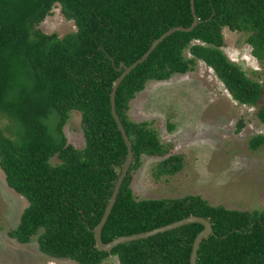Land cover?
Returning <instances> with one entry per match:
<instances>
[{
	"label": "trees",
	"instance_id": "1",
	"mask_svg": "<svg viewBox=\"0 0 264 264\" xmlns=\"http://www.w3.org/2000/svg\"><path fill=\"white\" fill-rule=\"evenodd\" d=\"M57 4L77 26L63 37L39 27ZM195 7L199 24L165 38L117 90L116 108L134 160L102 238L109 242L195 214L209 218L214 228L201 243L198 264H264V210L213 205L198 194L139 199L132 187L143 155L170 151L150 122L129 114L149 80L194 70L201 59L235 100L256 105L262 97V84L224 52L223 30L246 33L253 54L264 60V0H195ZM193 21L191 0H0V112L12 120L8 129L0 125V166L8 185L29 202L11 237L28 243L38 235L43 253L79 264H101L110 255L121 264H190L202 223L119 244L111 252L98 250L93 228L127 157L111 111L118 67L140 58L171 27ZM73 110L82 116V148L64 131ZM257 116L264 123V104ZM263 144L264 135L249 141L253 150ZM54 157L59 161L53 163ZM183 164L182 155H170L155 174H175Z\"/></svg>",
	"mask_w": 264,
	"mask_h": 264
},
{
	"label": "rangeland",
	"instance_id": "2",
	"mask_svg": "<svg viewBox=\"0 0 264 264\" xmlns=\"http://www.w3.org/2000/svg\"><path fill=\"white\" fill-rule=\"evenodd\" d=\"M39 27L60 37L77 29L59 4ZM223 33V50L228 58L262 84L259 104L235 100L214 69L201 59L194 70L174 74L167 80H149L131 101L129 114L135 121L150 122L170 151L165 156L143 155L142 165L134 171L132 181L137 198L198 194L213 205L264 210V144L256 150L249 146L251 138L264 135V123L257 116L259 106L264 104V60L253 54L246 33L228 27ZM185 55L192 56L188 49ZM0 125L5 129L12 125V120L1 112ZM64 131L69 142L84 147L82 116L78 110L71 111ZM174 154L183 156L182 169L157 176L158 164ZM52 161L56 163L59 159L54 157ZM28 204L24 196L8 185L0 166V264H79L70 258L43 253L38 235L28 243L10 236L9 231L18 226ZM101 264L121 263L116 255H110Z\"/></svg>",
	"mask_w": 264,
	"mask_h": 264
},
{
	"label": "water",
	"instance_id": "3",
	"mask_svg": "<svg viewBox=\"0 0 264 264\" xmlns=\"http://www.w3.org/2000/svg\"><path fill=\"white\" fill-rule=\"evenodd\" d=\"M191 5H192V11H193V15H194V21L190 26L177 25V26L171 27L169 30L164 32L159 38H157L151 44L149 49L140 58H138L136 61H134L130 65H126L125 63H122L118 67V70H122V73L116 78V80L113 83V86H112V89L110 92V101H111L112 114L114 116V119L118 125L119 130L121 131L122 137H123V139L126 143V146H127V157H126L125 162L123 164L122 170H121V172H120V174H119V176L115 182L113 192H112L111 197H110V199L106 205V208H105V211L102 215V218H101L100 222L93 228V232H94L95 240H96V247L100 251L111 252L113 250V248H115L119 244H124L127 242L136 241V240H140V239H146V238L152 237L154 235H157L158 233H163V232H166L169 230H173V229L179 228L183 225H187L189 223L198 222V223H202L204 225V228L195 237L194 242H193L191 255H190V264H198L197 263L198 251H199V248L201 246L202 241L204 240V238H207L208 236H210L211 234L214 233V228H213L212 222L209 218L192 214V215L184 217L180 220H176V221H173L171 223H168V224H165V225H162L159 227H155L151 230L115 237L114 239H112L109 242H105L102 238L103 227H104L105 223L107 222L109 215L112 212V209H113V207L117 201V197H118V194L120 192L121 186H122L126 176L128 175V172H129L131 165L133 163V160H134L132 141L129 138L127 130H126V128H125V126H124V124H123V122H122V120H121V118L117 112V108H116L117 90H118L120 84L122 83V81L125 79V77L128 74H130L133 71V69L136 68L140 63L144 62L165 38H167L168 36H170L171 34H173L176 31H191L199 24V22L201 20L199 19V17L196 14L195 0H191ZM211 17L208 20H210Z\"/></svg>",
	"mask_w": 264,
	"mask_h": 264
}]
</instances>
